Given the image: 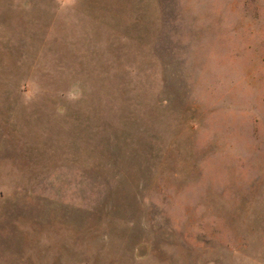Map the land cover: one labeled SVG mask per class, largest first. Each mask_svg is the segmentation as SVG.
Here are the masks:
<instances>
[{"label":"rangeland","instance_id":"1","mask_svg":"<svg viewBox=\"0 0 264 264\" xmlns=\"http://www.w3.org/2000/svg\"><path fill=\"white\" fill-rule=\"evenodd\" d=\"M0 264H264V0H0Z\"/></svg>","mask_w":264,"mask_h":264}]
</instances>
